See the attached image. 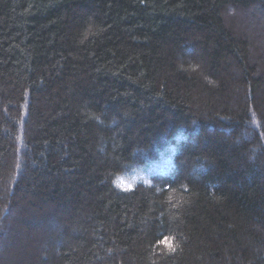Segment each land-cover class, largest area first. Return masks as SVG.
I'll list each match as a JSON object with an SVG mask.
<instances>
[{
	"label": "trees",
	"instance_id": "16d2710c",
	"mask_svg": "<svg viewBox=\"0 0 264 264\" xmlns=\"http://www.w3.org/2000/svg\"><path fill=\"white\" fill-rule=\"evenodd\" d=\"M0 264H264V0H0Z\"/></svg>",
	"mask_w": 264,
	"mask_h": 264
},
{
	"label": "clouds",
	"instance_id": "9594fccd",
	"mask_svg": "<svg viewBox=\"0 0 264 264\" xmlns=\"http://www.w3.org/2000/svg\"><path fill=\"white\" fill-rule=\"evenodd\" d=\"M202 170H203V172L206 173L207 172V167H204Z\"/></svg>",
	"mask_w": 264,
	"mask_h": 264
},
{
	"label": "snow or ice",
	"instance_id": "6c2138e0",
	"mask_svg": "<svg viewBox=\"0 0 264 264\" xmlns=\"http://www.w3.org/2000/svg\"><path fill=\"white\" fill-rule=\"evenodd\" d=\"M164 242H165V243H168L169 246H171V244H170V242H169L168 240H165Z\"/></svg>",
	"mask_w": 264,
	"mask_h": 264
},
{
	"label": "rangeland",
	"instance_id": "374dc122",
	"mask_svg": "<svg viewBox=\"0 0 264 264\" xmlns=\"http://www.w3.org/2000/svg\"><path fill=\"white\" fill-rule=\"evenodd\" d=\"M251 25V24H250ZM254 28V27H253Z\"/></svg>",
	"mask_w": 264,
	"mask_h": 264
}]
</instances>
